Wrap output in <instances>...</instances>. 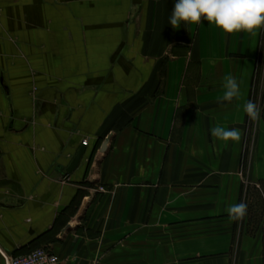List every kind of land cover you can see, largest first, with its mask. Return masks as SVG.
Returning a JSON list of instances; mask_svg holds the SVG:
<instances>
[{
	"label": "crops",
	"instance_id": "obj_1",
	"mask_svg": "<svg viewBox=\"0 0 264 264\" xmlns=\"http://www.w3.org/2000/svg\"><path fill=\"white\" fill-rule=\"evenodd\" d=\"M173 7L0 0V250L46 248L61 264H264V219L250 228L227 212L250 189L264 203V31L173 29ZM229 75L241 91L231 102ZM216 126L240 140H218Z\"/></svg>",
	"mask_w": 264,
	"mask_h": 264
},
{
	"label": "clouds",
	"instance_id": "obj_2",
	"mask_svg": "<svg viewBox=\"0 0 264 264\" xmlns=\"http://www.w3.org/2000/svg\"><path fill=\"white\" fill-rule=\"evenodd\" d=\"M207 24L215 26L224 34L247 33L255 35L264 31V0H174V7L169 17L173 29L182 25ZM222 101L231 102L241 95L240 84L232 76H226L223 82ZM247 117L253 121L260 117L257 106L251 100L243 106ZM211 134L223 142H237L241 133L238 129L216 126ZM231 220L239 221L247 214V205L243 202L231 205L228 209Z\"/></svg>",
	"mask_w": 264,
	"mask_h": 264
},
{
	"label": "built area",
	"instance_id": "obj_3",
	"mask_svg": "<svg viewBox=\"0 0 264 264\" xmlns=\"http://www.w3.org/2000/svg\"><path fill=\"white\" fill-rule=\"evenodd\" d=\"M88 141L83 145L87 146ZM100 191H103L101 188ZM3 264H61L59 256L46 248H38L23 256H11L0 250Z\"/></svg>",
	"mask_w": 264,
	"mask_h": 264
},
{
	"label": "rangeland",
	"instance_id": "obj_4",
	"mask_svg": "<svg viewBox=\"0 0 264 264\" xmlns=\"http://www.w3.org/2000/svg\"><path fill=\"white\" fill-rule=\"evenodd\" d=\"M243 203L247 205V214L243 218L245 224L250 228L258 227L264 219V203L260 195L256 190L250 189L244 196Z\"/></svg>",
	"mask_w": 264,
	"mask_h": 264
},
{
	"label": "water",
	"instance_id": "obj_5",
	"mask_svg": "<svg viewBox=\"0 0 264 264\" xmlns=\"http://www.w3.org/2000/svg\"><path fill=\"white\" fill-rule=\"evenodd\" d=\"M86 149L83 147L79 150L77 155L75 156L73 162L71 163L70 167L68 168V172L72 173L80 164L84 154H85Z\"/></svg>",
	"mask_w": 264,
	"mask_h": 264
},
{
	"label": "trees",
	"instance_id": "obj_6",
	"mask_svg": "<svg viewBox=\"0 0 264 264\" xmlns=\"http://www.w3.org/2000/svg\"><path fill=\"white\" fill-rule=\"evenodd\" d=\"M258 93H259V89L257 88V85H256V87L254 88V94H253V102L254 103L256 102V100L258 98ZM250 122L252 123L251 119H250ZM246 142L247 143H246V148H245V155L243 158L244 162H246L248 160L249 151H250L249 146H250L251 138H250L249 134L247 136Z\"/></svg>",
	"mask_w": 264,
	"mask_h": 264
}]
</instances>
